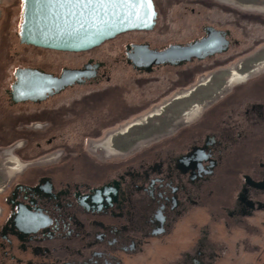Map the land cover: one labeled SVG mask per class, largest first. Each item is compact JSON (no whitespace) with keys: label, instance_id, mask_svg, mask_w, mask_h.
<instances>
[{"label":"flooded vegetation","instance_id":"flooded-vegetation-1","mask_svg":"<svg viewBox=\"0 0 264 264\" xmlns=\"http://www.w3.org/2000/svg\"><path fill=\"white\" fill-rule=\"evenodd\" d=\"M208 27L227 31L211 24L205 25L198 38L206 34ZM125 33L88 50H57L76 53L79 57L58 61L59 71L52 73L64 77L70 75L72 81L60 84L57 91L53 90L43 98H19L15 94V84L21 68L48 70L41 65L14 68L12 82L6 89L8 98H0V112H3L0 113V264H125V254H135L142 249L144 227L136 218L149 211L150 231L155 233L164 229L167 211L180 214L181 203H198L207 198L217 203H229L233 189L240 183V176L243 186L236 198L241 211L246 213L245 209L254 206L248 198V186L260 183L247 170L253 166L264 170V131L262 138L252 141L249 154L244 149L246 147L239 149V144L252 132L247 131L246 126L242 127L240 119H218L227 108L232 109L235 93L221 94L206 109L205 104L190 105L183 117L192 121L191 124L128 160L115 162L99 160L98 155L86 151L84 144L85 139L105 137L110 123L127 120L133 115L137 108L121 98V93L117 103L111 104V114L105 116L109 119L82 133L84 140L75 145L61 141L62 135L74 134L67 133L64 128L73 118L70 112L74 107H59L56 116H51L52 110L47 109L43 114L37 110L29 111L28 103L38 106L51 96L61 95L76 86L100 87L84 98L109 97V90L114 86L113 64H119L120 69H132L138 74L135 79L139 80L162 66L180 68L217 54L181 63L148 65L146 50L162 49L168 45H155L147 38ZM102 44L105 47L101 52H107L106 55L98 50ZM111 55L113 57L109 58ZM199 67L201 65L197 63L193 67L177 69L180 77L171 82L183 87L189 82V75ZM263 68L264 59L244 71L234 67L229 71L228 85L235 88L248 83L251 73L260 72ZM235 75L239 78L235 79ZM121 77H125L124 73ZM193 89L177 94L175 98L188 97ZM29 93L26 91L23 96ZM18 108H23V111L14 113ZM161 111L162 108L156 109L144 119L130 122L122 130L112 131L99 146L115 151V135L127 133L131 127L141 125L138 122H147L150 117L160 115ZM249 113H255L253 116L264 122L263 103H252L245 116ZM11 117H15L12 122ZM101 142L96 146L99 147ZM163 144L166 146L160 147ZM167 146L179 147L178 152L164 156ZM234 146L239 150H232ZM254 150L260 151L256 158L253 157ZM9 154L11 160L7 158ZM144 195L149 206L145 213H141L139 201ZM154 203H157L156 207Z\"/></svg>","mask_w":264,"mask_h":264},{"label":"rangeland","instance_id":"rangeland-1","mask_svg":"<svg viewBox=\"0 0 264 264\" xmlns=\"http://www.w3.org/2000/svg\"><path fill=\"white\" fill-rule=\"evenodd\" d=\"M154 1L157 9L154 28L148 31H128L125 34L147 38L155 45H170L200 37L204 26L211 24L227 29L229 47L224 52L184 67L162 66L152 74L138 78L139 80L135 79L138 74L132 69H120L119 64H113L111 69L114 86L109 90V97L84 98V95L100 87L76 86L61 95L51 96L38 106L28 103L29 111L37 110L43 114V110L47 109L52 110L49 113L51 116H56L57 108L74 107V111L70 112V117L73 118L64 125L67 133L74 134L62 135L61 141L75 145L76 142L84 140L82 133L93 130L103 120L109 119L105 116L111 114V104L119 100L118 94L121 93V98L137 108L133 115L127 120L110 123L105 137L88 138L84 144L86 151L98 155L99 160L115 162L128 160L139 151L164 141L180 128L191 124L192 121H186L183 117L190 105L201 103L205 104L206 109L219 99L221 94L235 93L236 101L232 109L227 108L218 119L232 117L243 121L242 127L246 126L247 131L252 133L248 134L247 140L239 144V149L246 147L244 149L249 154L252 141L263 136L264 122L256 119L253 116L255 113H249L246 117L245 112L252 103L264 104V68L260 72L251 73L250 82L239 84L235 88L228 85L227 77L234 67L244 71L264 59V0H230V3L218 0ZM22 10V0H0V98L6 100V89L12 82L15 67L41 65L49 72L57 73L60 61L79 57L76 53L35 48L21 43L18 33ZM103 47L105 44L98 47L100 54H108L101 52ZM112 57L111 55L109 58ZM197 63L201 67L189 75L190 80L186 85L181 87L171 82L172 79L180 77L177 69L193 67ZM123 73L124 78L121 77ZM192 89L193 92L188 97L175 98L177 94ZM159 108H162L160 115L131 127L127 133L115 135V151L111 152L99 146L108 139L112 131L122 130L128 123L144 119ZM22 109H14V113H20ZM14 119L15 117H11L10 121ZM99 141L102 142L97 147ZM163 146L166 145L160 147ZM178 149L179 147L167 146L163 154L168 157L174 151L177 153ZM237 149L234 146L232 150ZM259 152L254 150L253 157L259 156ZM229 153H232L231 150ZM247 172L260 184L248 186V198L254 206L245 209L246 213L241 211L236 198L243 186L241 176L240 183L232 191L229 203H217L210 198L198 203H181L178 209L181 210L180 214L177 211H167L164 229L155 233L150 231L151 217L147 211L148 216L136 218L144 227L142 249L135 254H125L124 263L264 264V170L253 166ZM139 204L142 207L141 213H145L146 207L149 206L145 195ZM156 205L157 203H154V207Z\"/></svg>","mask_w":264,"mask_h":264},{"label":"water","instance_id":"water-1","mask_svg":"<svg viewBox=\"0 0 264 264\" xmlns=\"http://www.w3.org/2000/svg\"><path fill=\"white\" fill-rule=\"evenodd\" d=\"M19 26L21 43L62 51H84L127 31L154 28L157 9L154 0H125L107 7L61 6L53 0H22ZM227 31L208 27L206 34L188 43H172L162 49H147L146 64L181 63L226 51ZM24 78L20 89L30 92L23 98H43L71 82L70 75L57 76L34 68H21ZM18 73V79H19ZM28 96V97H26Z\"/></svg>","mask_w":264,"mask_h":264},{"label":"snow or ice","instance_id":"snow-or-ice-1","mask_svg":"<svg viewBox=\"0 0 264 264\" xmlns=\"http://www.w3.org/2000/svg\"><path fill=\"white\" fill-rule=\"evenodd\" d=\"M41 0H37V3H40ZM53 2L64 6H83L85 8L92 6L107 7L108 5H119L120 3L125 2V0H53ZM150 5V0H147Z\"/></svg>","mask_w":264,"mask_h":264},{"label":"bare ground","instance_id":"bare-ground-1","mask_svg":"<svg viewBox=\"0 0 264 264\" xmlns=\"http://www.w3.org/2000/svg\"><path fill=\"white\" fill-rule=\"evenodd\" d=\"M255 8V7H254ZM261 9V8H260ZM262 10H263V8H262ZM224 52V51H223ZM19 79L17 80V82H16V84H15V88H16V92H15V94H16V96L17 97H19V98H23V95L25 94V91H23V90H21L20 89V85H22V82H23V78H24V72L22 71V72H20L19 73ZM236 76V75H235ZM234 76V78L235 79H238L237 78V76L235 77ZM194 112V111H193ZM191 113V112H190ZM145 121H142V122H138L137 124H143Z\"/></svg>","mask_w":264,"mask_h":264},{"label":"built area","instance_id":"built-area-1","mask_svg":"<svg viewBox=\"0 0 264 264\" xmlns=\"http://www.w3.org/2000/svg\"><path fill=\"white\" fill-rule=\"evenodd\" d=\"M11 154H12V153H11ZM11 154H9V155L7 156V158H9V160H11V159H10V155H11ZM11 162H12V163H16V161H11Z\"/></svg>","mask_w":264,"mask_h":264},{"label":"trees","instance_id":"trees-1","mask_svg":"<svg viewBox=\"0 0 264 264\" xmlns=\"http://www.w3.org/2000/svg\"><path fill=\"white\" fill-rule=\"evenodd\" d=\"M0 70H2V69H0Z\"/></svg>","mask_w":264,"mask_h":264}]
</instances>
